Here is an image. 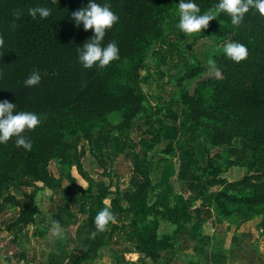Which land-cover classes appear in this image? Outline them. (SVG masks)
Listing matches in <instances>:
<instances>
[{
    "label": "trees",
    "instance_id": "obj_1",
    "mask_svg": "<svg viewBox=\"0 0 264 264\" xmlns=\"http://www.w3.org/2000/svg\"><path fill=\"white\" fill-rule=\"evenodd\" d=\"M98 2L109 3L119 17L106 30L103 38L104 44L113 41L117 44L119 59L103 68L95 65L85 68L78 61L77 49L94 35V31L85 30L82 23L76 25L71 13L87 6L88 0H0V37L3 38V43L0 44V101L7 100L16 104L17 111L35 112L41 120L36 128L23 133L32 140L30 151L22 146L17 147L15 138L0 143V152L13 155L20 163L16 175L12 174L11 169L0 167V210L5 207L19 209L17 218L8 225V229H23L36 222L41 213L37 200L39 190L61 189L67 204L65 208L59 206L54 211L53 221L64 224V209L74 215L69 205L74 197L110 199L114 217L123 212L132 213L127 237L131 241L138 239L137 248L150 256L163 250L175 249L180 233L189 228L195 219L193 208L197 205H214L223 214L229 213L233 206L263 203L264 171L255 173L254 170L264 161V15L250 8L237 27L231 25L230 16L222 12L215 21H210L206 28H202L216 40L229 39L236 32L238 36L235 41L248 48V56L240 62L228 58L221 50L215 59L213 72L201 80L198 92L203 88L219 91L223 97V109L233 107L248 119L249 124L244 134L246 141L243 143L249 147L250 156L237 161L224 152L211 155L208 147L209 158L206 165L198 162L191 165L205 181L200 190L188 196L181 192L172 193L170 202L165 203L159 199L158 181L152 176L149 156L162 142L165 126L162 113L172 111L171 106L148 104L144 107V122L148 128L140 139L142 152L133 154L134 173L140 179H132V186L129 188H122L113 181L110 184L97 181L85 168V148L77 140H67L66 136L84 133L92 143L96 120H102L110 112L123 108V104L129 100V94L120 95L119 79L133 75L134 69H130L128 63L136 60L143 63L142 44L156 29L154 24L158 21V15L164 14L165 17L161 19H167V22L179 20L176 15L179 0ZM196 3L203 13L214 9L218 0H196ZM36 6L51 8L50 16L44 19L37 16L33 19L27 10ZM160 41L171 56L175 43L170 42L167 36ZM203 70V67H195L188 74L194 77ZM33 71L39 72L41 81L38 85L26 87L23 81ZM150 77L151 75L148 79ZM138 106L142 104L139 103ZM132 117L129 116L122 123L123 126L117 127L116 133L131 143L129 134ZM190 131L192 128L186 127V132ZM238 135L218 130L212 134L213 144L231 145ZM131 146L133 145L130 148ZM175 155L174 143H167L159 150L155 167H162ZM217 159L224 161L218 163ZM54 161L61 165L62 173L59 176L51 171L50 165ZM232 166H245L249 173L241 179L230 181L223 174ZM11 168L16 169L13 166ZM73 168L88 182L87 186L78 183L72 172ZM104 172L111 175L106 170ZM65 180L69 182L68 186H64ZM13 182L20 187L33 188L29 200L23 203L15 194H4L5 189ZM217 185L222 186V189L213 193V187ZM247 188L255 191L252 193ZM97 211L93 208L88 211L89 230L93 235L89 245L68 264H84L96 258L119 227L112 221L105 230L98 231L94 223ZM255 216L242 218L237 223ZM163 221L171 229L162 232ZM109 225L112 227L108 233ZM36 233L44 235L40 228L36 229ZM118 264L122 263L118 260Z\"/></svg>",
    "mask_w": 264,
    "mask_h": 264
},
{
    "label": "rangeland",
    "instance_id": "obj_2",
    "mask_svg": "<svg viewBox=\"0 0 264 264\" xmlns=\"http://www.w3.org/2000/svg\"><path fill=\"white\" fill-rule=\"evenodd\" d=\"M176 15L179 16L178 11H176ZM161 17H165V15L161 14L156 17L158 20L154 24L156 29L153 30V34L151 36L149 35L147 40L142 44L141 53L144 58L143 63H141L140 60L128 63V67L134 69L133 75L131 77L119 79V93L120 95L124 93L129 94V100L123 104V108L112 111L104 119L96 120L95 122L96 129L94 130V133L99 132L113 137H122L119 134H116L117 127H120V125L123 126L122 123H125V120L129 116L132 117L134 115L130 120L132 123V129L130 130L129 135L132 139V143L122 137L123 141L125 140L126 142L125 145H127V154H124V158L119 157L116 159L119 161L115 160V162H112L114 166L116 165L119 167L122 177L125 178H130L132 171H134V169L131 168L133 166L134 152H142L140 139L144 136V131L148 128L144 122V116L146 114L144 107L148 104L156 106H171L173 110L164 111L162 116L164 118V123H169L170 125L171 123L176 124L181 130H183V132L178 135L179 137H177V141H179L178 149L181 151L187 146L184 143L185 137L183 135L186 127H191L196 135L194 143L197 148L199 147L198 144L200 141H203L202 143H206L207 148L210 147L211 154H215L220 148H226L232 145H242L245 140L244 134L249 124L248 119L233 107L226 109L222 108L223 97L219 91L212 88H203L198 92L201 80L214 70V67L208 63L209 60L211 59L215 61L220 55L221 50H223L224 42L226 40L235 41L238 34L233 32L229 39L216 40L212 39L204 29H201V31L196 33H182L178 27L179 20L167 22V19L162 20ZM216 18H213L210 21H215ZM168 24H170V26H168ZM164 36H167L170 42H174L176 45L171 56L166 51V46L160 41ZM137 64H139V66H137ZM195 67H203L204 70L197 74V76H189L188 73H190ZM135 75L137 77H134ZM150 75L151 77L148 79ZM141 97H144L145 99L142 100ZM139 103H141L142 106L139 107ZM169 112L172 115L174 113V119L169 116ZM215 115H217V117ZM218 130L224 133H237L239 135L233 139L231 145L217 146L213 144L214 136H212V134ZM66 138L69 141H79L80 146L85 148L86 153L83 162L85 168L90 174H98V178L101 176H107L116 185H118L117 183H120V186L121 184H128L129 181L127 183L126 180L125 182H122L118 176H113V170L115 169H113V165L111 168H107L100 161L98 155L93 151L92 143L86 139L84 133L68 134ZM166 143L168 142L164 141L159 147H164ZM131 144L133 146L130 148ZM196 147H193V149L189 151L193 152L192 155H196ZM156 151L157 149L152 150L150 156L155 155ZM217 160L222 161L220 159ZM3 166L7 169H11L12 174L16 175L20 163L16 157L4 151L0 152V167ZM12 166L16 167V169H12ZM50 168L51 171L58 176L62 173L61 165L56 161L51 163ZM105 170L111 173V175H106L104 172ZM72 172L77 177V180L79 181L78 183L87 186L88 182L79 174L76 168H73ZM158 172H160L159 168L155 174L153 173L154 177L158 175ZM238 175L239 173L236 172L231 177H236ZM68 185L69 182L65 180L64 186ZM121 187L124 188L123 186ZM221 189L222 186L217 185L213 187V193H216ZM249 189L250 188H247V191ZM32 191V187H20L13 182L5 189L4 194H15L22 199V202H26L29 200V195ZM242 191L247 192L245 190ZM250 191L253 193L255 190L250 189ZM37 200L39 204L43 206V209L45 211L48 210L50 213L52 223L50 228L52 229L54 225L53 223L55 222L52 218L53 213L59 207L57 204L62 207H66L67 204L63 197V192L59 197V193L55 190L41 189L37 193ZM50 206L53 208L49 209ZM73 207L74 210L71 207L70 211L73 212L74 215H71L66 209L63 211L64 224L61 225L64 230L63 245L67 247L69 252L72 251L76 255H80L89 245L90 237L93 235L90 233L88 225L89 209L82 207V209L79 210L76 208L77 206ZM212 208L216 211V215H221L226 219L229 218V221L233 222H238L242 218L247 219L256 215L254 217L256 218V222L253 223L255 230L252 231L251 234H253V239H257V241H250L246 246H241L243 249L247 247V250L243 252V258L241 257L238 261L240 264H264V202L259 204L247 203L233 206L229 213L224 212L223 214L219 213L214 205H212ZM3 211L4 208L0 210V218L2 220L5 219L4 221L6 223L7 219H11V216L6 215L8 210ZM8 225L9 224H6L5 228L0 227V254L13 252L19 255L22 247L14 242L15 232H12L13 229H8ZM111 227L112 226L109 225L108 233ZM246 227V230L248 231L250 226ZM213 228H215V225L209 223V227H207L206 231L211 233L213 232ZM51 229L49 234L52 235ZM223 233L224 235H222ZM216 235L218 236L216 241H219L218 246L221 248L222 252V254L220 252L218 253V255H220L217 256L218 260H221V264H227V252L229 253L230 251L225 250L224 252L226 255L223 256V250L226 248H224L225 246L223 245H225V242L223 243L222 240L225 241L223 236H230L227 238V243L230 247V239L233 238V236H231L232 233L218 230ZM111 240H108L107 244L100 249L96 258H93L84 264H92L97 258H102L104 253L102 251L108 250V242H111ZM254 247H256V249ZM106 256L108 255L106 254ZM107 261L99 259L95 264H106Z\"/></svg>",
    "mask_w": 264,
    "mask_h": 264
},
{
    "label": "crops",
    "instance_id": "obj_3",
    "mask_svg": "<svg viewBox=\"0 0 264 264\" xmlns=\"http://www.w3.org/2000/svg\"><path fill=\"white\" fill-rule=\"evenodd\" d=\"M173 115L169 112V116L172 119H174ZM182 132L183 130H181L176 124L171 123L170 125L169 123H165L162 142L154 148L155 150L157 149L155 155L149 156L151 161L150 167L152 176L154 177L153 173L155 174L158 170V168L155 167L156 157H158L159 150L163 149L167 143L162 148L159 146L163 144L164 141L174 143L176 155L174 158L164 163L162 167H159L160 172H158V175L154 177L158 181L159 199L165 203L170 202L172 193L181 192L186 196L197 193L200 190L202 183L205 182L192 169L191 165L194 162H198L200 165H206L209 158L207 145L206 143H202L203 141H200L198 144L199 147L197 148L194 143L196 135L193 131L186 132L185 130L183 135L185 137L184 143L187 146L183 149V151H181L178 149L179 141H177V137H179L178 135ZM125 144L126 142L125 140L123 141L122 137H113L99 132L95 133L92 139L94 153L98 155L100 161L107 168H111L113 165L112 162H115V160L119 157H123L125 153L127 154V145ZM193 147L197 148L195 149L196 155L188 153V151L193 149ZM217 152H224L228 157L237 161L250 156V149L245 146L244 143L239 146L232 145L226 148H220ZM211 155L214 154L212 153ZM223 161L224 160H217L216 162L222 163ZM131 168L134 169V165ZM113 169V176H118L122 182H125L126 180L127 183L129 181L127 185L121 184L124 188L132 186V179H140V176L138 174L136 175L134 171H132L130 178H125L122 177V173L120 172L118 166L113 165ZM263 171L264 161H261L255 168L254 172ZM236 172L239 173V175L231 177ZM248 173L249 170L245 166H232L224 172L223 176L230 181H234L241 179ZM92 176L97 181H103L106 184H110L111 182L107 176H101L100 178H98V174H93ZM117 184L120 185V183ZM55 191L59 193V197L62 195L61 189H56ZM20 200L22 199L20 198ZM69 205L73 210V206H77L76 208L79 210L84 207L86 209L93 208L98 211L104 207H108L113 213L110 205V199L98 200L74 197L70 200ZM57 206L60 205L57 204ZM52 208V206L49 207V209ZM40 209L41 213L37 216L34 224H30L23 229L20 227L13 228L12 232H15L14 242L18 246L20 245L22 247L21 252L19 255L13 252L8 254L1 253L0 264H68L75 258L76 254L72 251L69 252L67 247L63 245L64 238H57L53 234H49L51 229V215L48 210L45 211L41 205ZM5 210H8L6 215H10L11 219H7L5 223V219L2 220L0 218V227L3 228L6 227V224L13 222L19 214V209L12 210L6 207L4 208V211ZM215 212L216 211L212 208V206L197 205L194 207L193 213L195 215V219L189 225V228L182 230L179 242L175 249L163 250L158 254H152L150 256H146L137 248L136 245L138 244V239L131 241L127 237V233L130 230L129 223L133 218L132 213H120L115 216L114 219V223H116L119 227L112 235V240L108 246V250H103L102 252L104 253L102 258H97V260H94V263L92 262V264H95V262L99 259H103L104 261L108 260L106 264H118V260L122 264H221V260L219 261L217 257L220 256L218 255L219 252L222 254L221 248L218 246L219 241H216L218 238L216 235L218 230H221L222 232H231V236H233V238L230 239V247L227 243V238L230 236H223L225 241L222 240L223 243L225 242V245L223 246L226 248L223 250V256L226 255L224 252L225 250L230 251L229 253L227 252V264H240L238 260L242 257L243 252L247 250V247L243 249L241 246H246V244L250 241H257V239H253V234H251V232L255 230L253 223L256 222V218L246 220L242 223H237L229 221L221 215H216ZM209 223L215 225V228H213V232L211 233L206 231L207 227H209ZM246 226H250L248 231L246 230ZM37 228L44 231V235L36 233ZM169 229H171V227L166 221H163L161 231L164 232ZM222 235H224V233ZM220 238L223 239L222 237ZM254 248L256 249V247ZM106 254L108 256H106Z\"/></svg>",
    "mask_w": 264,
    "mask_h": 264
},
{
    "label": "clouds",
    "instance_id": "obj_4",
    "mask_svg": "<svg viewBox=\"0 0 264 264\" xmlns=\"http://www.w3.org/2000/svg\"><path fill=\"white\" fill-rule=\"evenodd\" d=\"M255 9L259 14L264 15V0H218L214 9L201 12L200 6L196 0H179L178 2V27L182 33H196L206 28L213 18L220 13H227L230 16V23L233 26H239L244 20L245 14L249 9ZM28 15L33 19L39 16L44 19L50 16L52 9L46 6L30 7L27 10ZM76 25L83 24L85 30L93 29L94 35L89 38L82 47L77 49L78 61L85 68L96 67L103 68L112 61L119 59V49L113 42L103 43L106 30L110 29L119 19L107 2H98V0H88L85 7L71 13ZM3 38L0 37V44ZM223 53L236 62L244 60L248 56V48L245 44L226 40L223 44ZM213 67L214 60L208 62ZM41 81V75L38 71H33L24 81L26 87L38 85ZM41 123L37 113L31 111H17L16 104L7 100L0 101V143H6L14 139L17 147H23L25 150H31L32 140L25 136V130H32ZM115 217L108 207L97 211L94 217V223L98 231L105 230L109 222L114 221ZM52 234L57 238L63 239L64 230L59 221L54 222L51 229Z\"/></svg>",
    "mask_w": 264,
    "mask_h": 264
}]
</instances>
